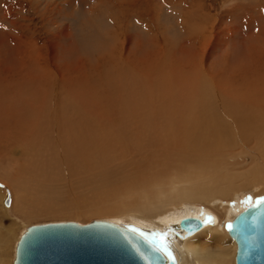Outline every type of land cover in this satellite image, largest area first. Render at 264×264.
<instances>
[{"label":"bare ground","instance_id":"6f19581e","mask_svg":"<svg viewBox=\"0 0 264 264\" xmlns=\"http://www.w3.org/2000/svg\"><path fill=\"white\" fill-rule=\"evenodd\" d=\"M117 63L112 64L115 75H103L105 83L99 86L101 98L105 92L108 96L104 114L90 95L82 102L63 95L64 104L62 95L54 98L44 91V97L29 101L22 86L14 87L2 102L12 112L6 118L9 127L0 129V140H11L6 168L17 167L12 158L18 152L25 172L51 162L70 174L94 178L104 165L112 175L107 194L121 199L101 213L111 222L156 234L172 249L176 264H235L236 242L218 224L225 209H239L230 204L235 196L264 183V75L239 81L207 75L186 88H162L159 78L128 76ZM76 95L80 100L81 94ZM26 107L33 113L21 122L19 112ZM63 109H70L69 116ZM241 145L251 148L247 165L230 151ZM0 171L3 177L6 169ZM198 203L205 208L194 206ZM186 216L200 218L202 227L185 235L179 221Z\"/></svg>","mask_w":264,"mask_h":264},{"label":"rangeland","instance_id":"374dc122","mask_svg":"<svg viewBox=\"0 0 264 264\" xmlns=\"http://www.w3.org/2000/svg\"><path fill=\"white\" fill-rule=\"evenodd\" d=\"M115 63L128 76L136 72L159 78L162 88H186L207 75L230 81L262 76L264 0H0V129L9 127L6 118L12 112L2 102L14 87L22 86L29 101L44 97V91L54 98L62 95L64 104L63 95L72 102L90 95L104 114L108 96L105 92L101 98L99 86L103 75H115ZM28 107L19 112L21 122L33 113ZM69 111L61 112L69 116ZM8 139L0 140V169H6L0 177V264H13L16 243L30 225L113 221L101 213L120 205L121 199L108 196L112 175L104 165L94 178L81 172L72 175L51 162L47 168L25 172L18 152L12 158L17 167L6 168L12 151ZM241 146L244 150L235 146L230 151L247 165L252 162L251 148ZM263 188L264 183L235 196L230 201L239 204L235 213L264 197ZM38 206L50 211L38 212ZM24 212L31 217L25 218ZM235 213L225 209L218 227L227 233L226 219Z\"/></svg>","mask_w":264,"mask_h":264},{"label":"water","instance_id":"95a60500","mask_svg":"<svg viewBox=\"0 0 264 264\" xmlns=\"http://www.w3.org/2000/svg\"><path fill=\"white\" fill-rule=\"evenodd\" d=\"M202 225L203 221L193 216L179 221L185 235ZM226 229L236 242L235 264H264V202L247 205ZM176 263L172 249L156 234L104 219L86 224L59 221L30 225L20 235L13 259V264Z\"/></svg>","mask_w":264,"mask_h":264},{"label":"snow or ice","instance_id":"6c2138e0","mask_svg":"<svg viewBox=\"0 0 264 264\" xmlns=\"http://www.w3.org/2000/svg\"><path fill=\"white\" fill-rule=\"evenodd\" d=\"M257 199H258V202H264V197H259ZM169 259H172L170 254H169Z\"/></svg>","mask_w":264,"mask_h":264}]
</instances>
